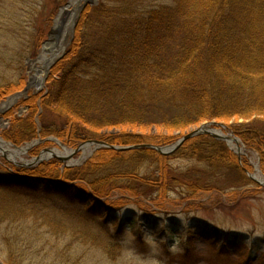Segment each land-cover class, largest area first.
Wrapping results in <instances>:
<instances>
[{"label":"trees","instance_id":"trees-1","mask_svg":"<svg viewBox=\"0 0 264 264\" xmlns=\"http://www.w3.org/2000/svg\"><path fill=\"white\" fill-rule=\"evenodd\" d=\"M68 1H32L37 9L31 11L32 24L21 36L25 51L33 49L36 56L57 11ZM153 1L100 0L93 8L88 6L65 56L53 68L60 72L41 97V107L34 100L29 114L16 118L11 129L4 131L5 138L22 144L41 130L42 136L55 135L71 144L100 139L124 146L143 144L148 134L110 136L100 132L112 126L123 127V131L125 127L156 125L181 130L208 120L235 119L230 128L260 152L264 172V0H167L151 5ZM25 83L22 78L0 86V100L21 90ZM100 153L110 156L104 160L98 155L83 167L62 174L5 169L8 174L0 175L1 186L25 188L33 182L32 191L40 188L56 195L72 209L48 210L51 207L36 203L0 205V220L43 214L51 226L65 227L75 215L91 228L80 233L114 256L124 227L143 217L135 213L121 220L117 212L123 206L104 199L113 188L159 194L180 189L194 195L243 189L253 183L245 170L252 168L244 166V160L239 161L223 141L209 135L187 141L170 155L146 147L128 151L104 148ZM178 157L197 158L206 163L207 170L194 169L177 176L169 164ZM60 164L55 160L52 166ZM106 168L111 172L102 174ZM231 171L237 172L236 179L229 177ZM216 174L218 178L213 179ZM247 189L240 190L244 197L259 193L256 188ZM235 195L240 196L238 191ZM77 206L81 210H73ZM174 227H169L171 232ZM193 227L205 243L220 252L241 241L237 235L202 223ZM192 241L190 237L183 241L184 257L196 260L199 257L190 249ZM142 244L141 239L139 246Z\"/></svg>","mask_w":264,"mask_h":264},{"label":"rangeland","instance_id":"rangeland-1","mask_svg":"<svg viewBox=\"0 0 264 264\" xmlns=\"http://www.w3.org/2000/svg\"><path fill=\"white\" fill-rule=\"evenodd\" d=\"M32 1L44 2L53 0H5L0 3V27L3 31H6L2 33V30H0V86L17 83L22 78L26 79L25 86L21 90L6 95L5 98L0 100V104L7 102L9 100L7 98L16 93L24 91L31 80L33 68H43L45 60L58 51V54L61 55L64 50L63 47H66L69 39L72 38L71 32H69L73 24L71 22L73 21V15L71 14L79 0H69L59 8L53 19V24L47 30L46 37L39 47L36 56L33 49L25 51V45H23L24 42H22L21 36L27 27L32 24L31 11L37 9L31 4L33 3ZM99 2L100 0H93V3H89L85 9L88 6H92L93 8ZM166 2L168 1L156 0L150 4H162ZM64 9L65 11H63ZM62 14H64L63 18ZM17 19L19 22L16 23ZM21 20L22 23H20ZM60 23H62V27H66L65 33H61L60 30L58 31L59 33L56 32L57 25L59 27ZM76 29L77 25L74 37ZM55 32L57 34L53 37L52 34ZM58 62L51 68L44 86H40V89L36 86L29 87L28 92L19 98L17 103L11 106L4 114L0 115L2 117L0 119V137L13 146L22 147L30 145L29 150L22 155L23 158L18 157L16 160L11 159L6 154L0 153V175L8 174V171L5 169L12 171L15 169V172L19 169L28 170L29 172L31 170H40L46 176L56 175L57 172L62 174L67 169L83 167L87 162L96 159L98 155H100L98 158L103 157L102 159L107 160L110 156L107 154L110 153L101 155V149L115 150L114 148L93 144L90 145L93 148L91 154L84 159H82V150L77 153L72 152L70 155L56 154L59 157L53 155L46 158L42 157V155L50 154L57 149H61V151H74L88 140L71 144L66 142L65 138L59 139L55 135L42 136L41 130H39L36 138H32L22 144H16L5 138L4 131L11 129L13 121L16 118H24L29 114L32 110L30 106L35 105L34 100L41 107V97L48 91L53 76H57L60 72L58 68L56 70L53 69ZM43 73L42 78L46 74L45 72ZM38 116L39 113L38 115L36 114V118ZM53 119L55 120V118ZM212 121L218 124L212 128L217 132H223L224 137L221 134V141L226 144L228 150L235 154L239 161L243 162L244 160V166L252 168L251 171L245 168L248 178L253 182L252 184L243 189L232 188L222 192L218 190L211 192L201 191L194 195L182 193L183 190L180 189L164 190L159 194L157 192H139L133 188L128 190L124 187H116L104 199L115 202L118 207L123 206L122 209L127 208V212L123 216L124 218L128 219V216H133L135 213L138 215L139 213V216L143 217L142 222L144 226L148 229L158 230V225L162 220H165L170 228L175 226L171 233L177 234V239L180 242L179 251L175 255L169 254L165 246L164 259L167 264H249L250 257L251 264H264V184L257 182L255 177V174L259 171L261 177L264 179V172L261 170V156L258 150L250 148L230 128V124L237 122L235 119L229 121L208 120L181 130L156 125L139 128L125 127L126 131H123V127L117 128L112 126L103 128L100 133L110 136L122 132L143 133L148 134V137L145 138L146 142L143 144L168 146L177 143L183 135L190 131ZM239 121L242 122V119ZM58 123L61 124L59 120ZM231 135L238 137L240 140L239 146L242 147L243 152L239 153L229 145L226 139H230ZM161 137H165L164 142H160ZM111 145L132 147L138 144ZM128 150H133V148ZM60 156L67 157V159H60ZM40 158L41 160L39 161ZM55 160L61 161V164L59 166L56 165V168L52 166ZM169 165L172 172L177 176H182V172L189 170L196 169L203 170L204 172L207 170L205 162H200L197 158L191 157L175 158ZM110 172L111 169L106 168L102 171V174ZM102 174L95 173L94 176L102 177ZM249 175L254 176L255 179L252 180ZM229 177L236 179L237 172L231 171ZM216 178H218L217 174L213 179ZM32 183L29 182L25 188H7L0 185V205L24 206L36 203L41 206L51 207L48 210H53L55 207H58L63 212L72 209V206L61 201L56 195L46 194L40 188H37V192L32 191ZM136 183L138 184V181ZM247 188H256L259 193L254 197H244L243 192L248 190ZM240 190L243 192H240ZM237 191L240 194L239 197H235V192ZM122 196L125 199L121 200ZM73 210H81V208L77 206ZM146 216L148 217L146 218ZM197 222L214 228L216 231L227 232L233 237L235 235L239 236L241 238L240 244L235 243V247L233 245L229 246L230 249L227 252H220L215 246L212 248L211 245L205 243L197 235L194 227L192 228ZM72 227H77V230ZM83 230L86 232L90 231L91 228L82 223L75 215L66 222L65 227L51 226L43 214L0 220V264H10V262L14 264H105L106 256H110L109 253H107L105 248L94 243L90 236L88 237L80 233ZM165 234V231L160 230L159 235L163 236ZM191 234H196V237H192ZM189 237L193 239L190 249L196 257H199L196 260L184 257L185 246L183 245V241ZM171 242L170 239L169 243ZM140 247L143 250L144 245L142 244Z\"/></svg>","mask_w":264,"mask_h":264},{"label":"clouds","instance_id":"clouds-1","mask_svg":"<svg viewBox=\"0 0 264 264\" xmlns=\"http://www.w3.org/2000/svg\"><path fill=\"white\" fill-rule=\"evenodd\" d=\"M127 208L118 210L117 216L122 220ZM139 215V213H138ZM160 230L165 235H159ZM143 241V250L139 241ZM171 239V243L169 240ZM177 234L171 233L165 220L158 225V230L148 229L142 220H134L124 227L117 238V251L114 256H106L105 264H167L164 259L165 246L167 253L175 255L179 251Z\"/></svg>","mask_w":264,"mask_h":264},{"label":"water","instance_id":"water-1","mask_svg":"<svg viewBox=\"0 0 264 264\" xmlns=\"http://www.w3.org/2000/svg\"><path fill=\"white\" fill-rule=\"evenodd\" d=\"M89 3H93V0H84L82 3H81V0H79L78 1V3H77V5L75 6V8H73V10H72V14L71 15H73L74 16V18H73V21H71L73 24H72V29H71V31H69V32H71V36H72V38L69 40V42H68V44H67V46L66 47H63L64 48V50L62 51V53H61V55H59L58 57H56L55 58V60L51 63V64H49V66L47 67V69H46V74H45V77L43 78V80H42V86H44L45 85V83H46V80H47V78H48V76H49V73H50V70H51V68L60 60V59H62L64 56H65V54H66V49H67V47H68V45L70 44V42H72L73 41V38H74V32H75V28H76V25H77V23H78V19L80 18V16H81V13L83 12V10L85 9V7L89 4ZM63 11H65V9L63 10ZM62 11V12H63ZM65 14V13H64ZM64 14H62V18L64 17ZM65 28L66 27H62V23H60L59 24V27H58V25H57V30H56V32H58L59 30H60V32L62 33H65ZM54 33V34H52V36L54 37L57 33ZM59 33V32H58ZM58 53H59V51L58 52H56V53H54L51 57H54V56H56V55H58ZM51 57H49V58H51ZM49 58L48 59H46L45 60V62H44V66L46 65V63L48 62V60H49ZM43 66V67H44ZM29 87H30V82L27 84V86H26V88L24 89V91H21V92H18V93H16L15 95H13V96H11L10 98H16V99H19V98H21L23 95H25L27 92H28V90H29ZM7 99H9V98H7ZM8 109H5V111H3L2 113H5L6 111H7ZM1 114V113H0ZM2 117H0V119H1ZM214 125H218L216 122H208V123H206V124H204V125H202L200 128H197V129H195V130H193V131H190L189 133H187V134H185V135H183L178 141H177V143H174V144H172V145H166V146H159V145H153V144H138V145H135V146H132V147H119V146H115V145H111V144H109V143H107V142H105V141H103L102 142V140H89V141H87V142H85V143H83L82 144V146L80 145L77 149H75L73 152L74 153H77V152H79L80 150H82V147L83 146H86V145H93V144H96V145H98V146H101V147H109V148H114V149H116V150H119V151H124V150H128V149H136V148H142V147H146V148H152V149H154V150H156L158 153H160L161 155H170V154H173V153H175L179 148H181L187 141H189V140H191V139H193V138H195V137H197V136H200V135H212L214 138H216V139H221L222 138V135L221 134H217L216 133V131H214V129L213 128H211L212 126H214ZM215 132V133H214ZM55 141H58L57 139H54ZM16 147H18V146H16ZM27 150H29V149H27ZM56 155V154H55ZM57 157H59V155H56ZM60 159H63V160H66L67 159V157L65 158V157H61L60 156ZM41 160V158L39 159V161ZM250 177H251V179L253 180V179H255V177L254 176H252V175H249ZM257 182H259V183H261V184H264L263 182H261V181H258L257 180Z\"/></svg>","mask_w":264,"mask_h":264},{"label":"bare ground","instance_id":"bare-ground-1","mask_svg":"<svg viewBox=\"0 0 264 264\" xmlns=\"http://www.w3.org/2000/svg\"><path fill=\"white\" fill-rule=\"evenodd\" d=\"M83 1L84 0H81V3ZM72 4H73V2H72ZM73 18H74V16H73ZM58 56H59V54L54 56V57L49 58L48 62L46 63V65L43 68H38V67L33 68V70L31 71L30 88L33 86H36L39 89L41 88L40 86H42V80H43L42 77L44 75L43 72H46V69L49 66V64H51L55 60V58ZM42 73H43V75H42ZM18 100L19 99H16V98H9V100L7 102L0 104V113L5 111V109H9L11 106H13L15 103H17ZM216 133L222 134L224 137V134L222 131H219ZM226 140L229 142V145H231V147L235 151H238L239 153L243 152L242 147L239 146L240 141L237 140L234 136L231 135L230 139L227 138ZM29 147H30V145L22 146V147L13 146L12 144L7 143L2 137H0V153L6 154L8 157H10L13 160H16L18 157L23 158L22 155H24L26 153V151H27V149H29ZM92 149L93 148L90 145L83 146L82 147V151H83V158L82 159L87 158L91 154ZM72 152L73 151H70V150L61 151V149L60 150L57 149L50 154L42 155V157L47 158V157L53 156L55 154L70 155ZM255 177L258 181H261L264 183V179H263V177H261V174L259 173V171L255 174Z\"/></svg>","mask_w":264,"mask_h":264}]
</instances>
